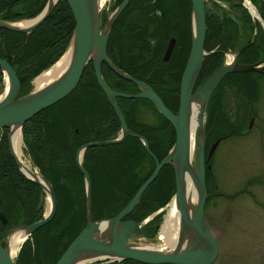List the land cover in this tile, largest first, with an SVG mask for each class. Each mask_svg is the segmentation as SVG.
Here are the masks:
<instances>
[{"label": "trees", "instance_id": "obj_1", "mask_svg": "<svg viewBox=\"0 0 264 264\" xmlns=\"http://www.w3.org/2000/svg\"><path fill=\"white\" fill-rule=\"evenodd\" d=\"M47 1L0 0V17L9 22L33 19L42 12ZM219 1L228 5L224 10L238 11L240 25L243 18L251 23L249 14L239 4L242 0ZM121 2L122 0H117L111 11ZM210 3L218 12L219 9L223 10L216 3ZM260 8L264 14L263 1ZM143 9L149 26H155L154 31H150L147 25H140L141 20L138 17ZM132 15L136 16L135 20L130 19ZM219 17L215 11L206 10L204 48L207 51L216 49L222 31H226L224 38H232V19L226 17L228 25H220L217 24ZM160 18L163 20L158 23ZM254 24L256 29L260 27L257 21ZM252 29L253 27L249 29V33ZM73 31L74 19L65 0H58L46 19L28 34L0 29V57L8 61L18 77H24L20 83L19 97L30 93L31 81L61 58ZM171 38L176 40L175 48L170 60L164 63L162 55ZM190 44L189 0H129L112 25L106 54L122 72L149 85L164 105L171 112H175L178 108L181 74ZM228 48L232 47L225 46L223 49ZM216 54L214 52L205 56L197 85L212 74L217 65L213 63L218 57ZM257 57L258 53L255 52V58ZM249 74L251 73L238 75L241 78ZM101 75L111 89L124 93L136 91L134 84L122 80L107 65H104ZM1 78L0 68V81ZM227 79L232 81V75H227L222 83ZM237 87L238 91L244 90V93L251 91L242 82ZM251 93L255 95V92ZM139 101L149 104L158 121L160 120V125L158 123L157 127H149L137 123L139 112L133 106ZM117 102L129 129L146 138L150 151L158 161L164 158L175 138L169 122L146 100L117 99ZM8 131L9 129L0 130V213L7 220L6 226L0 222V235L9 226H29L39 221L43 217L42 203L46 197L43 190L27 179L17 167L10 154ZM119 131L118 119L95 80L90 62L86 65L78 85L67 97L41 111L22 126L26 153L41 177L51 184L56 198V211L49 223L38 228L22 244L15 264H55L85 228V182L84 175L76 164L77 151L93 141L115 139ZM208 132V136L215 133L210 128ZM82 162V167L90 177L92 221L109 219L120 213L154 170V160L135 137H126L120 143L105 147L88 148L83 154ZM210 177L211 170H207V186ZM174 192V172L169 164L160 170L156 180L145 190L140 203L127 218L141 223L165 207ZM161 220L162 213L147 224L149 230H145L149 236L156 233Z\"/></svg>", "mask_w": 264, "mask_h": 264}, {"label": "water", "instance_id": "obj_2", "mask_svg": "<svg viewBox=\"0 0 264 264\" xmlns=\"http://www.w3.org/2000/svg\"><path fill=\"white\" fill-rule=\"evenodd\" d=\"M57 1L54 4H51V0H48L42 12L34 19L29 20L31 24L26 29L16 28L9 25L13 23L1 21L0 28L13 32L30 33L46 19ZM65 1L74 19V31L69 45L61 58L69 48L72 56L68 67L57 80L50 83L42 90L32 91L26 96L17 99L22 77H18L8 62L4 58H0V68L4 75L8 76L10 81L6 95L0 97V130L9 129L8 145L10 154L21 173L27 179L37 184L50 199V208L45 216L39 221L29 226L21 224L9 226L0 235V264H15L14 257L11 258L9 256L6 245L3 244L13 232L20 229L26 231V236L18 249L19 252L22 244L38 228L49 223L56 211V198L51 184L43 180L47 186V188H45L41 182L26 176L22 171L17 158L13 154L10 140L12 127L18 126L21 133V127L24 123L29 121L39 112L56 104L70 94L78 85L89 61L93 64L94 74L100 89L107 97V100L112 106L113 111L121 124V134L114 140L104 143H90L81 146L78 149L76 154V164L85 179L86 226L69 244L55 264H79L84 261L82 259L85 258L87 254L93 253L101 254L94 258L132 259L145 264H213L218 257V246L204 214L205 200L208 196L205 186L206 168L204 166V146L206 136L204 109L210 94L226 75L231 73H261V70L257 66L237 65L233 62V64L229 66H219L206 80H203L197 87H195L202 68L203 59L210 53H206L203 49L206 35L205 0H189L191 3V44L180 80L178 112L177 114H174L165 107L162 100L147 84L123 73L115 67L106 56V45L109 32L114 21L128 4L129 0H122L121 4L111 12L113 17L108 27H106L107 19L102 25L101 18L94 17L92 6L93 0ZM209 1L216 3L212 0ZM175 44L176 40L174 38L169 40L163 54V62L169 61ZM61 58L59 60H61ZM102 62L106 63L121 79L136 85L140 92L131 95L110 89L101 76L100 67ZM56 63L50 69H52ZM117 97L125 99H144L149 101L157 112L172 126L175 133L174 144L168 151V154L160 161L150 153L145 139H141L127 129L123 115L116 103ZM194 100H197L199 104L197 111L198 128L195 133L197 150L191 162L195 172L192 171L188 154L189 120L191 116L192 102ZM127 135L134 136L143 141L145 150L154 160V170L151 176L143 182L131 201L120 213L111 219L92 221L90 182L88 175L81 167L82 155L84 151L90 147L120 143ZM217 143L218 142L211 147L207 158L211 156ZM169 163H171L173 167L175 183L174 201L181 220L176 247L171 252H156L136 248L134 246H141V241L148 243L149 239L147 238V234L143 231L141 224L132 220L124 221L123 219L134 210L140 202L144 191L156 179L160 170ZM207 169H209V167H207ZM186 177H190L196 188L198 197L197 204L192 208L188 205L185 192ZM0 222L4 226L7 225V220L3 213H0ZM98 233L103 237H96V234ZM187 233H190L194 240L189 247L181 249L184 234ZM201 243L203 246H200ZM17 254L15 255L16 257Z\"/></svg>", "mask_w": 264, "mask_h": 264}, {"label": "rangeland", "instance_id": "obj_3", "mask_svg": "<svg viewBox=\"0 0 264 264\" xmlns=\"http://www.w3.org/2000/svg\"><path fill=\"white\" fill-rule=\"evenodd\" d=\"M114 1L115 0H108L105 4L101 14V22L102 19L110 14ZM212 1H215L217 5H220L221 3V1L219 3V0ZM205 4V10L208 9L209 12L215 11L216 13H219L216 8H213L209 0H205ZM256 6L259 8L258 3ZM255 10L257 12L256 8ZM259 10H261V8H259ZM138 18L141 20V26L147 25L150 28V31H154L155 26H149L144 9L139 13ZM130 19L135 20L136 16L132 15ZM161 19L163 20V18H160L158 23ZM147 39H150V37ZM48 70L49 69L46 71ZM251 77L254 78L252 75ZM35 79L32 82L31 92L35 91ZM240 79V82L244 83L247 88L248 84L246 80L243 78ZM6 80L7 76L4 75L0 81V97H3L5 94ZM261 84L260 89H257L256 87L254 88L250 85L249 87L255 91L257 98L260 95V102L258 99L256 107L259 109L260 105L263 108L261 114L264 115V87H262L264 86V77L261 79ZM232 88L233 90L230 88L226 89L225 96L229 105L227 103H222L221 111L219 113L220 122L217 121L218 119H215L213 113V115L211 114L209 116V126L213 125L215 132L230 130V125L226 122L224 114H231L232 109H234L238 116H243L244 111L247 109L246 101L251 94L244 93V90L238 91L235 87ZM221 98H223V95ZM241 105L242 109H240ZM246 114L249 115L248 112ZM251 115L252 113L250 116ZM138 121L141 125L149 127H157L158 123L159 125L161 124L160 120L158 121L157 116L149 109H146L145 106L143 108L140 106L139 108ZM256 121L258 123L257 125L260 126V119L256 118ZM217 122L220 124L218 125ZM209 128L210 127H208V129ZM208 137L212 139L211 136ZM253 137L256 139L255 142H250V138L252 140ZM258 137L259 136L255 134V132H252L250 135L240 136L238 139L229 138L220 144L214 158L215 166H212L210 169V178H212L215 184V187L212 186V191L215 193V196L206 201L204 213L219 249V255L213 264H264V158H260L257 145ZM21 152L24 160L28 161L33 170L34 168L28 156L25 155L22 139ZM146 166H148V164H146ZM83 180L85 182V179ZM174 195L172 199L174 198ZM172 199L165 207L157 210L149 216H156L162 213V223L160 226H157V231L153 236L147 237L149 239L148 244L157 247L161 245L158 239L161 234L162 226L166 220L168 207L173 202ZM42 206L43 216H45L49 210L47 196L45 197ZM145 220L139 223L143 227ZM3 244L8 247L7 240H5ZM164 251L166 252L165 249ZM16 254L17 253L13 255L14 260Z\"/></svg>", "mask_w": 264, "mask_h": 264}, {"label": "flooded vegetation", "instance_id": "obj_4", "mask_svg": "<svg viewBox=\"0 0 264 264\" xmlns=\"http://www.w3.org/2000/svg\"><path fill=\"white\" fill-rule=\"evenodd\" d=\"M117 0L114 1L113 4H115ZM251 3H250V2ZM242 0L241 2H239L240 6H242L246 11L247 13L249 14L250 18H251V23H249L248 20H246L245 18H243V23L242 25L241 24V20H240V15L238 13V11H235V12H230L229 9H226L224 10L225 8H228V5L224 2H221L219 1L220 5H216L218 6L219 8H222L223 10H220L219 9V13L218 15H220L219 17V20H218V23L217 24H220V25H228V23L225 21L226 17L228 18H231L232 19V23H233V30H232V38H224L225 35H226V31H222V34H221V37H220V40H219V45L216 47V49L214 50H211V51H206L207 53H210V54H213L214 52H216V56H218L215 60H213L214 64L217 63V65L215 66V69H217L219 66L220 67H225V66H228V65H232L233 62H235L237 65H253V66H257L260 70H261V73H255V72H250L251 74L247 75V76H244V77H241L243 78L244 80H246L247 84H248V88L249 85L252 86V87H256L257 89H260L261 88V79L264 77V55L262 56V52L264 54V14L262 13L261 10H259L260 8V5H261V1L264 2V0H257L256 2H253L252 0ZM248 2L250 4L253 5V7H255L257 9V12L255 10V12L253 13L251 11V9L249 8L248 6ZM258 3L259 5V8H257L256 4ZM114 6V5H113ZM112 10V8H111ZM0 21L1 22H8V23H12V22H9V21H5V20H2L1 17H0ZM22 21H27V20H22ZM254 21H257L258 24L260 25L259 28L256 29L255 27V24H254ZM21 22V21H19ZM252 31L249 33V29L252 28ZM1 29V28H0ZM6 30V29H5ZM28 34V33H27ZM241 36V37H240ZM225 46H231L232 48H228L227 50L223 49ZM239 50V51H238ZM238 51V52H237ZM106 52H107V45H106ZM255 52L258 53V57L255 58ZM209 54V55H210ZM107 56V54H106ZM236 56V57H235ZM2 58V57H0ZM4 58V57H3ZM108 58V57H107ZM109 60V59H108ZM220 60V61H219ZM110 61V60H109ZM92 65V68H93V64L91 61H89ZM88 62V63H89ZM111 62V61H110ZM112 63V62H111ZM113 64V63H112ZM104 65L106 66L107 64L102 62L101 63V67H100V72L102 74V69L104 67ZM114 65V64H113ZM108 66V65H107ZM115 66V65H114ZM109 67V66H108ZM116 67V66H115ZM110 68V67H109ZM118 68V67H117ZM111 69V68H110ZM119 69V68H118ZM214 69V70H215ZM112 70V69H111ZM120 70V69H119ZM213 70V71H214ZM113 71V70H112ZM93 72H94V68H93ZM114 72V71H113ZM1 73H2V70H1ZM115 73V72H114ZM116 74V73H115ZM236 74V75H235ZM238 74H243V73H231V74H228V75H232V81L229 82V78L220 85V82L216 88L212 91V93L210 94L208 100H207V103L205 105V109H204V115H205V125H206V128H205V132H206V136H205V146H204V155H205V166L209 167V169L207 170H210L212 168V166H215L214 165V158L216 156V153H217V150L220 146V144H222L223 142H225L226 140H228L229 138H237L240 137V136H245V135H250L252 132H255V134H257L259 137L257 138V145H258V151H259V154H260V158H264V115H262L261 113L263 112V108L259 105V109L256 107V102L257 100L260 102V95L258 96V98L256 97V95L252 94V92H255L252 88H250V96L248 97L247 101H246V104H247V109L244 111V114L243 116H238L236 114V111L234 109H232L231 111V114H224V118L226 120V122L230 125L229 126V129L230 130H226V131H219V132H215L214 134H212V139L209 138V142L207 143V136L209 135V132H208V127L211 128V132H213V125L209 126V116L213 113L215 114V119H218L217 121L220 120L219 118V113L221 111V107H222V103H227L226 101V89L230 88L233 90L232 87H235V89L237 90V86H241V82H240V76ZM41 75V74H40ZM39 75V76H40ZM235 75V76H234ZM254 76V78L251 77ZM95 76V74H94ZM227 76V75H226ZM225 76V77H226ZM2 77H4V74L2 73ZM132 77V76H131ZM209 77V76H208ZM207 77V78H208ZM37 78V77H36ZM134 78V77H133ZM206 78V79H207ZM136 79V78H135ZM205 79V80H206ZM224 79V78H223ZM222 79V80H223ZM95 80H96V77H95ZM104 80V79H103ZM123 80V79H122ZM138 80V79H137ZM126 81V80H125ZM32 82L33 80L31 81V85H32ZM97 82V80H96ZM105 82V80H104ZM128 82V81H127ZM143 82V81H142ZM229 82V83H228ZM106 83V82H105ZM131 83V82H130ZM98 84V83H97ZM107 85V84H106ZM99 86V85H98ZM108 86V85H107ZM136 86V85H135ZM149 86V85H148ZM198 86V85H197ZM109 87V86H108ZM137 87V86H136ZM150 87V86H149ZM196 87V86H195ZM264 87V86H262ZM100 88V87H99ZM110 88V87H109ZM151 88V87H150ZM111 89V88H110ZM114 90V89H112ZM102 91V90H101ZM117 91V90H116ZM121 92V91H119ZM140 92V90L138 89V87L136 88V91L135 92H131V93H125V94H138ZM155 92V91H154ZM103 93V92H102ZM124 93V92H122ZM156 93V92H155ZM104 94V93H103ZM157 94V93H156ZM105 95V94H104ZM223 95V98H221ZM106 97V96H105ZM178 97H179V93H178ZM107 99V97H106ZM117 99H125V98H120V97H117L116 98V103L119 107V104L117 102ZM216 99V101H215ZM125 100H131V101H134V100H144V99H125ZM108 101V100H107ZM147 101V100H146ZM262 101V99H261ZM109 102V101H108ZM149 102V101H148ZM110 104V103H109ZM228 104V103H227ZM178 105H179V99H178ZM216 105V107H215ZM229 105V104H228ZM140 106L143 108L145 106L146 109H149L152 113H153V110L151 109V107L149 106L148 103H144L142 101H139L137 103L134 104V109H137L138 108V112H139V108ZM231 106V105H230ZM112 107V106H111ZM240 107V106H239ZM113 109V108H112ZM120 109V107H119ZM223 109V108H222ZM240 109H242V105L240 107ZM121 111V109H120ZM227 112H230L228 110H225ZM114 112V111H113ZM178 112V108L177 110L174 112L172 111V113H176L177 114ZM249 113L246 114V113ZM122 113V111H121ZM252 113V115L250 116V114ZM115 114V113H114ZM141 114V113H140ZM155 114V113H153ZM123 115V114H122ZM156 115V114H155ZM257 115V116H256ZM116 116V115H115ZM117 118V117H116ZM124 118V116H123ZM256 118H259L260 121H261V125L258 126L257 124V121H256ZM118 119V118H117ZM125 120V118H124ZM119 122V120H118ZM220 122V121H219ZM217 122V124L219 125L220 123ZM125 123H126V126H127V129L134 135H137L139 136L141 139H145V141L147 142V145H148V148H149V144H148V141L146 140V138H144V136H142L141 134H136L134 132H132L128 125H127V122L125 120ZM137 123H139L138 121V117H137ZM242 123V124H241ZM244 123V124H243ZM120 124V122H119ZM172 127V126H171ZM173 129V128H172ZM207 130V131H206ZM121 134V124H120V131L117 135L116 138H118ZM254 134V133H253ZM175 135V133H174ZM126 137H134V136H129L127 135ZM125 137V138H126ZM124 138V139H125ZM136 138V137H135ZM123 139V140H124ZM211 139V140H210ZM114 140V139H112ZM140 140V139H138ZM255 137L250 138V142H255ZM107 141H110V140H99V141H93V142H90V143H104V142H107ZM142 145L144 146V143L142 140H140ZM174 141H175V138H174ZM22 142H23V139H22ZM122 142V141H121ZM217 145L215 146L214 150H213V153L211 154V156L209 158H207V155H208V152L209 150L211 149V147L216 143ZM88 143V144H90ZM116 144V143H115ZM86 145V144H85ZM105 146H108V145H101V146H95V147H105ZM91 148V147H90ZM145 148V146H144ZM88 149V148H87ZM24 150H25V155L28 156L32 166H33V170L35 172H38L39 173V170L37 169V167H35V165L32 163L29 155L26 153V149H25V146H24ZM150 151V149H149ZM147 152V151H146ZM148 153V152H147ZM150 153L152 154V152L150 151ZM84 154V153H83ZM149 154V153H148ZM168 154V152H167ZM150 155V154H149ZM153 155V154H152ZM151 156V155H150ZM152 157V156H151ZM153 159V158H152ZM82 161H83V157H82ZM83 163V162H82ZM171 166L172 164L169 163ZM167 164V165H169ZM83 166V165H82ZM143 166V165H142ZM146 166V164H145ZM155 166V164H154ZM166 166V165H165ZM40 174V173H39ZM41 175V174H40ZM215 187V184L212 180V178H210L209 180V183H208V186H207V194H208V198H212L213 196H215V193L212 191L213 190V187ZM212 187V189H211ZM216 189V188H214ZM206 200V201H207ZM5 216V215H4ZM155 217L154 216H151L149 217L148 219L146 218L145 222H144V230H149V227L147 226V224ZM125 220H132L130 218H125ZM134 221V220H132ZM161 223H162V220H161ZM161 223L157 226H160ZM145 230V232L147 233V231ZM148 234V233H147ZM62 255V254H61ZM60 258V257H59ZM58 258V259H59ZM88 261V262H87ZM216 261V260H215ZM87 262V263H85ZM79 264H145V263H142V262H139V261H136V260H132V259H117V258H93V259H85L84 261H82L81 263Z\"/></svg>", "mask_w": 264, "mask_h": 264}, {"label": "bare ground", "instance_id": "obj_5", "mask_svg": "<svg viewBox=\"0 0 264 264\" xmlns=\"http://www.w3.org/2000/svg\"><path fill=\"white\" fill-rule=\"evenodd\" d=\"M56 1L57 0H51V4H54ZM107 2H108V0H93V5L92 6H93L94 17L95 18H97V17H100L101 18L102 11H103V9L105 7V4ZM248 6L251 9V11L254 13L255 10H254L253 5L248 2ZM112 17H113V14L112 13L109 14V16L107 18V22H106V27L109 26V24H110V22L112 20ZM30 24H31V22H29V21H27V22L26 21H23V22H17V23H13V24H9V25L10 26L12 25L13 27H16V28L26 29ZM204 43H205V40H204ZM203 49L205 50L204 45H203ZM205 52H206V50H205ZM71 56H72V53H71L70 48H69L68 51L65 53V55L61 58V60H59L52 69H49L48 71H46L43 74H41L40 76H38L35 79V81H34V83H35V91L42 90L43 88H45L46 86H48L50 83H52L55 80H57L58 77L68 67L69 62H70V59H71ZM23 79H24V77H22V80ZM21 81H20V83H21ZM9 82L10 81L8 79V76H7V80H6V91H5V94L3 95V97L6 95L8 89H9ZM18 98H21V97H19V94L17 96V99ZM198 108H199L198 101L197 100H194L192 102L191 116H190V120H189V136H188V154H189L190 165H191V168H192V171L193 172H195V170H194L193 165H192L191 162H192V160L194 158V154H195V152L197 150L195 133H196L197 128H198V120H197V111H198ZM204 122H205V115H204ZM21 134H22V132L20 133V130H19V127L18 126H13L12 127V131H11V135H10V140H11V148H12L13 154L17 158V160L19 162V165H20L22 171L24 172V174L26 176H28L29 178H31V179H34V180H37V181L41 182L45 186V188H47L46 184L43 182L44 179L41 177V175L38 172H35L34 170H32V168H31L30 164L28 163V161L24 160V158L22 156V152H21V139H22V135ZM82 157H83V155H82ZM204 166H205V163H204ZM81 167H82V162H81ZM205 168H206V171H207V166H205ZM83 170L85 171L84 168H83ZM206 171H205V186H206V192H207ZM86 174L88 175L89 182H90L89 174L87 172H86ZM185 192H186V197H187L188 205H189L190 208H192L193 206H195L197 204L198 197H197L196 188H195L194 184L192 183L190 177H186V180H185ZM207 198H208V196H207ZM207 198H206V200H207ZM206 200H205V204H206ZM140 201H141V199H140ZM172 201L173 202L168 207V212H167L166 220H165L164 225L162 226L161 234H160L159 239H158V241L160 242L161 245L159 247H157V246H153L151 244H148L145 241L144 242L141 241V243H142L141 246H134V247L140 248V249H143V250H152V251H156V252H165L164 249L166 251L171 252L176 247V243H177V239H178V235H179L178 230H179V225H180V221L181 220H180V215H179V212L177 210V207H176L174 198L172 199ZM48 207L50 208V199H49V197H48ZM204 207H205V205H204ZM189 215H191V214H189ZM127 217H125V218H127ZM125 218L123 219L124 221H126ZM109 219H111V218H109ZM209 227H210V225H209ZM142 228H143V226H142ZM143 231L145 232L144 228H143ZM25 236H26V231L20 229V230H17L16 232H13V234L7 239V246L8 247H6V249H7V252H8V254H9V256L11 258H13V255L18 252V249H19L21 243L23 242V239L25 238ZM96 237H103V236L98 233V234H96ZM147 237H149L148 234H147ZM193 240H194V238H193V236L190 233L184 234L183 242L181 244V249H186L187 247H189L192 244ZM200 246H203V244L201 243ZM100 255L101 254H98V253L87 254L86 257L83 258L82 260H85V259H93L94 257L100 256ZM218 255H219V249H218ZM98 258H101V257H98ZM117 259H120V258H117ZM87 262H85V263H87Z\"/></svg>", "mask_w": 264, "mask_h": 264}]
</instances>
